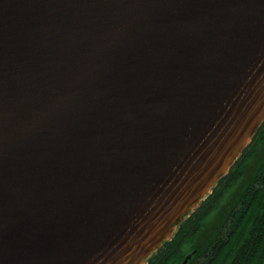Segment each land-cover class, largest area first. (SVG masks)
Here are the masks:
<instances>
[{"label": "water", "instance_id": "1", "mask_svg": "<svg viewBox=\"0 0 264 264\" xmlns=\"http://www.w3.org/2000/svg\"><path fill=\"white\" fill-rule=\"evenodd\" d=\"M263 121L264 0H0V264H145Z\"/></svg>", "mask_w": 264, "mask_h": 264}, {"label": "trees", "instance_id": "2", "mask_svg": "<svg viewBox=\"0 0 264 264\" xmlns=\"http://www.w3.org/2000/svg\"><path fill=\"white\" fill-rule=\"evenodd\" d=\"M263 139L264 121L210 194L145 264H169L181 256L183 245L195 236L225 189L242 175L245 160ZM189 255L185 264H264V161L209 244L203 251Z\"/></svg>", "mask_w": 264, "mask_h": 264}, {"label": "rangeland", "instance_id": "3", "mask_svg": "<svg viewBox=\"0 0 264 264\" xmlns=\"http://www.w3.org/2000/svg\"><path fill=\"white\" fill-rule=\"evenodd\" d=\"M253 150L252 154L244 162L242 175L231 186L225 189L216 207L202 220L195 236L183 245L181 256L169 264H181L187 255L193 252L198 253L203 251L212 240L216 231L236 204L243 190L250 184L255 173L263 163L264 139Z\"/></svg>", "mask_w": 264, "mask_h": 264}]
</instances>
